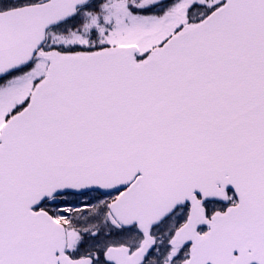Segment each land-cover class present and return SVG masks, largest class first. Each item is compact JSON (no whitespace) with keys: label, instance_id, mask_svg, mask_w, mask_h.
Listing matches in <instances>:
<instances>
[{"label":"snow or ice","instance_id":"obj_1","mask_svg":"<svg viewBox=\"0 0 264 264\" xmlns=\"http://www.w3.org/2000/svg\"><path fill=\"white\" fill-rule=\"evenodd\" d=\"M0 264H264V0H0Z\"/></svg>","mask_w":264,"mask_h":264}]
</instances>
